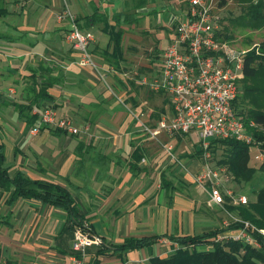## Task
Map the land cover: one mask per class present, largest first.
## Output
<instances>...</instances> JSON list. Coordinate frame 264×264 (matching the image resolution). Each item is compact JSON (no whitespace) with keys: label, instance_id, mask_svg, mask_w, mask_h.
I'll return each instance as SVG.
<instances>
[{"label":"crops","instance_id":"0c3cea01","mask_svg":"<svg viewBox=\"0 0 264 264\" xmlns=\"http://www.w3.org/2000/svg\"><path fill=\"white\" fill-rule=\"evenodd\" d=\"M162 2L166 0H0V145L8 175L21 173L67 189L85 219V231L112 247L126 238L167 240L165 236L218 231L224 216L208 207L207 195L193 183L203 166L197 133H161L156 140L140 132L126 109L143 113L151 127L160 117L173 116L169 95L138 83V76L157 74L173 38V24H160ZM175 4L177 11L171 12L176 19L183 6L180 0ZM65 7L80 29L94 36L90 52L103 81L80 67L65 43V25L56 20ZM152 29L164 33V46L159 47ZM109 31L121 33L122 58L116 65ZM44 91L49 97L37 99L30 116H37L34 109L51 106L58 117L87 125L88 132L73 136L43 127L39 120L27 125L18 107L34 103ZM164 144L172 147L176 161L163 151ZM9 196L0 189V264H72L75 228L68 214L23 199L8 205ZM97 247L85 251L84 264H93ZM148 257L146 249L121 255L108 250L98 264H141Z\"/></svg>","mask_w":264,"mask_h":264},{"label":"built area","instance_id":"2783aa9c","mask_svg":"<svg viewBox=\"0 0 264 264\" xmlns=\"http://www.w3.org/2000/svg\"><path fill=\"white\" fill-rule=\"evenodd\" d=\"M170 1L172 0H166ZM180 1L184 7L173 22V38L163 52L157 74L138 76V83L144 88L170 96L173 116L164 115L155 127H151L143 121V113L130 107L126 109L140 132L156 140L161 133L169 136L185 135L191 131L197 133L203 150V166L194 175L193 183L207 195L208 207L218 208L223 215H227L221 221V228L226 232L222 230L216 236V241L233 240L258 248L261 244L253 234L256 233L264 240V230L233 216L227 209V205H246L248 198L233 190L231 175L224 167L211 163L212 158L208 151L209 141L212 139L233 138L246 145L254 144L252 135L236 116L233 105L238 95L239 82L244 77V58L251 50L237 48L230 41H222L217 37L221 27L215 8L220 0ZM56 20L65 25L64 41L77 54V64L90 68L103 81L104 73L90 52L94 36L80 29L76 16L67 7L56 14ZM122 75L131 78L128 73ZM109 90L116 101L123 104V99L111 88ZM34 114L38 116L43 127L73 136L88 132L87 125L78 127L72 120L58 117L51 106L34 109ZM249 127L258 126L251 121ZM33 130L35 132L37 129ZM162 148L171 160L176 161L171 146L164 144ZM255 158L261 163L264 162V155L260 152ZM229 223L241 224L237 233L229 232ZM160 240L165 239H158L157 242ZM101 244L100 237L75 227L70 252L72 264H84L82 258L85 251ZM172 245V251L179 248L177 244Z\"/></svg>","mask_w":264,"mask_h":264},{"label":"trees","instance_id":"16d2710c","mask_svg":"<svg viewBox=\"0 0 264 264\" xmlns=\"http://www.w3.org/2000/svg\"><path fill=\"white\" fill-rule=\"evenodd\" d=\"M242 2L246 4L241 8V14L236 19L231 18L230 21H238L250 30L263 28L264 1L242 0ZM224 4L225 0H220L219 6ZM217 37L222 41H228L227 28L223 27ZM120 41V32L109 31V45L112 46L113 53L117 54L116 58L113 57L114 65L118 63L119 58H122ZM243 72L244 77L239 82L238 95L233 105L236 116L244 123L247 132L252 135L254 144L246 145L233 138L212 139L208 147L211 160L216 159L215 165L224 167L236 184L249 183L258 171V168L250 165V147L257 146L264 152V132L258 130L264 129V43L246 54ZM47 97L49 95L44 91L38 95L34 103L18 107L30 127L39 120L37 116H30L33 105L36 104L37 99ZM251 121L258 127L250 128L249 122ZM202 154L203 150L199 152V156L202 157ZM4 162L3 146L0 145V189L10 194L6 201L8 205L18 199L36 201L65 211L73 228L80 227L87 230L85 219L79 215L76 203L67 189L45 180L29 179L21 173L10 178ZM259 170L264 172V162L261 163ZM254 197V200L249 199L250 201L248 200L244 206L227 205V209L242 221H247L255 228L264 230V185L254 192ZM240 226L239 223H232L229 229L237 230ZM220 232L221 230H218L198 236H165L168 241L177 244L179 248L172 251L173 245H171V251L165 257L151 254L147 261L141 264H264V240H261L256 233L253 237L261 244L258 248L233 240L216 241V236ZM160 238L164 236L126 238L122 244L114 247L102 241V245L94 250L93 264H98V259L107 255L108 250H113L120 255L128 251L147 250L149 247L153 248Z\"/></svg>","mask_w":264,"mask_h":264},{"label":"rangeland","instance_id":"374dc122","mask_svg":"<svg viewBox=\"0 0 264 264\" xmlns=\"http://www.w3.org/2000/svg\"><path fill=\"white\" fill-rule=\"evenodd\" d=\"M264 1V0H263ZM220 2V1H219ZM243 4L242 0H225V4L222 6H219V3L216 5V11L215 14L218 15L219 21H220V27L221 29L223 27L227 28V37L229 38L228 41H230L232 44H234L237 48L244 49V50H252L257 49L262 43H264V27L260 28L258 30H250L247 27H244L239 23L238 21L231 22V18L236 19L241 14V8L245 5ZM184 7V4H182ZM165 8L161 11L160 15V24H162L166 28H170L171 24H173V20H175V15L172 14L171 10L177 11V7L175 4V0H172L170 2H162V8ZM182 10V8H181ZM174 25V24H173ZM170 28L171 31H174V27ZM154 26V23H153ZM152 36L156 38V40L159 42V47L164 46L165 42L161 41L163 40L164 33H159V29H152ZM238 110V109H237ZM259 131L264 132V129L260 128ZM258 152L262 153L264 155V152H262L257 146H251L250 147V155H251V161L250 165L254 166L255 168H258V171H256L253 179L249 183H240L236 184L235 182H232V188L237 194L245 195L248 200H254V192L257 191L261 186L264 185V172L260 171V165L261 161L259 159H256V154L258 155ZM211 163L213 165L216 164V159L211 160ZM249 200V201H250ZM229 211V210H228ZM230 212V211H229ZM233 216L239 218L236 214L230 212ZM227 218V215L224 213V216L221 217L219 230L225 229L221 228V220H225ZM231 225V223H229ZM228 231V230H227ZM230 232V230H229ZM154 253L157 251V255L160 257H165L169 254L171 247L167 240H160L155 245Z\"/></svg>","mask_w":264,"mask_h":264},{"label":"water","instance_id":"95a60500","mask_svg":"<svg viewBox=\"0 0 264 264\" xmlns=\"http://www.w3.org/2000/svg\"><path fill=\"white\" fill-rule=\"evenodd\" d=\"M147 253H148L149 256H151V254H152V247L147 248Z\"/></svg>","mask_w":264,"mask_h":264}]
</instances>
